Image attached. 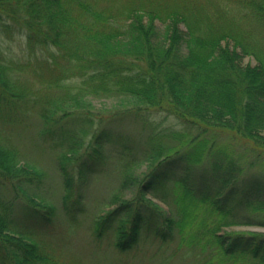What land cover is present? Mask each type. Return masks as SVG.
Instances as JSON below:
<instances>
[{"label":"trees","instance_id":"16d2710c","mask_svg":"<svg viewBox=\"0 0 264 264\" xmlns=\"http://www.w3.org/2000/svg\"><path fill=\"white\" fill-rule=\"evenodd\" d=\"M13 42L23 46L21 56L10 55ZM246 56L256 63H245ZM117 96L134 102L98 116L92 99ZM158 108L183 128L146 134L141 160L151 167L143 174L130 169L133 151L117 162L121 188L134 195L112 198L119 204L96 220L97 236L116 234L122 249L154 227L166 241L187 218V229L195 220L183 238L191 259L264 264L263 233L220 232L264 224L251 215L238 219L231 206L243 192L246 206L264 202L258 199L264 181L257 177L223 194L214 162L202 175L208 193L190 186L192 164L207 155L209 140L193 136V128L234 130L264 146V0H0V264H74L38 238L56 223V207L43 202L45 173L13 143L14 130L39 118L40 134L56 148L63 206L76 219L109 147L133 150L124 142L126 126L147 125L146 112ZM146 193L170 195L181 219Z\"/></svg>","mask_w":264,"mask_h":264},{"label":"rangeland","instance_id":"374dc122","mask_svg":"<svg viewBox=\"0 0 264 264\" xmlns=\"http://www.w3.org/2000/svg\"><path fill=\"white\" fill-rule=\"evenodd\" d=\"M223 44H227V41ZM7 46L9 45L7 44ZM9 47L10 55H22L23 46H19L17 42L11 43ZM244 61L245 63H256V59L251 56H246ZM92 102L97 115L102 116L112 110L131 106L134 99L129 96H117L93 98ZM146 113L149 120L147 125L143 124V126L138 123L132 124V126L128 125L124 131L127 138L129 137L124 142L129 144L133 150L126 151V148L124 150L120 147L122 150L120 151L116 145L109 147L107 161L102 169L92 176L83 190L84 211L78 213L76 219H70L63 206L64 182L59 169L56 148L51 145L50 138L40 134L39 128L42 124L39 118L34 116L30 126L25 130L20 127L14 130L11 138L13 143L18 144L23 149L25 156L45 173L42 191L43 202L48 200L56 207L54 216L56 223L42 230L40 235L38 234V238L43 245L50 247L61 260L74 264H204L201 258L191 259L193 252L187 249V241L183 239L187 238V230L188 232L194 231L195 220L188 229L187 218L185 223L178 222L177 225H173L174 236L166 241L161 239L156 231L154 233V227H144L141 230L140 239L133 245H129L127 248L122 247V249L115 245L118 237L116 234L103 233L104 235L101 234L102 238L96 234V220H100L119 204V202L112 201V198L117 194L125 199L134 195L133 191L121 188L122 174L117 162L124 163L127 157L126 153L133 151L136 153V157L135 161L130 164V169L135 174H143L151 167L149 161L141 160L146 134L150 133L153 128L159 132L183 128L180 119L171 112L158 108L150 109ZM192 132L193 136L197 134L200 138L207 137L209 140L206 147L207 155L202 161L192 164L194 167L191 172L193 182L190 186H194L198 191L206 189L205 191L208 193L206 184L202 183V175L210 172L208 170L212 168L214 162L220 164L214 175L218 177L216 179L217 186L225 191L223 194H226V191L234 187L235 184L239 190H242L250 180L257 177L264 181V146L256 145L252 140L241 136L234 130L221 127L209 129L208 132L193 128ZM212 151L215 153L211 155ZM145 195L150 201L164 207L175 220L181 219L182 215L178 211L179 204L175 203L174 198L170 195H166L162 200L151 193ZM248 197L249 195L244 192L241 193V203L237 201V198H233L232 213L236 211V217L241 220L245 215H251L250 217L257 221L258 219L264 220V202L255 201L253 206L249 207L245 205ZM254 198L256 200L255 195ZM258 199L264 201V193L259 195ZM209 216L207 215L208 218ZM220 232L246 235L264 234V224L230 225L223 227ZM217 260L215 257L208 264H218ZM226 264H230V262H226Z\"/></svg>","mask_w":264,"mask_h":264}]
</instances>
